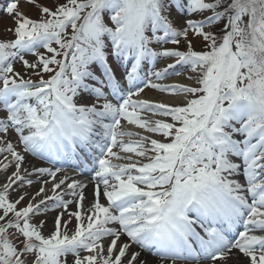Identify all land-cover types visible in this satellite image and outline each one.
<instances>
[{"label":"snow or ice","instance_id":"obj_1","mask_svg":"<svg viewBox=\"0 0 264 264\" xmlns=\"http://www.w3.org/2000/svg\"><path fill=\"white\" fill-rule=\"evenodd\" d=\"M26 3H0V264H264V0Z\"/></svg>","mask_w":264,"mask_h":264},{"label":"rangeland","instance_id":"obj_2","mask_svg":"<svg viewBox=\"0 0 264 264\" xmlns=\"http://www.w3.org/2000/svg\"><path fill=\"white\" fill-rule=\"evenodd\" d=\"M39 2L51 4L53 2V0H39ZM0 3H3V0H0ZM20 6H21V10L24 11L25 13L30 14V15H34V12H33L32 8H31V6L26 3V0H21V5ZM12 27H14L12 17L6 15L3 12H0V39H10V38H12V33L6 30L7 28H12ZM164 46L165 47H170L171 45H164ZM153 47H157L158 48L159 46L153 45ZM181 47H183V45H181ZM199 47H200V44L197 43V48L199 49ZM41 51H43V49H41ZM26 58L29 59L30 61H33L35 59L30 54L27 55ZM171 62L172 61L168 60V59H158L156 61L155 67H156V69H160V68L165 67L168 63H171ZM14 66L17 68V70L20 69L19 62H17ZM116 70H117V75L118 76H119L120 72L123 71L122 68H119V69H116ZM176 71L180 72L181 74L180 75L170 74L167 77H165L164 79H162L160 81H155L154 80V82H160V83H166V84H169L170 82H173V81H175L176 83H184V84L193 83L192 81H189V80L186 79V76L189 74L187 68H177ZM29 75H30V73H29ZM45 78H47V75H45ZM33 79H36V77H33ZM165 94H168V93L160 92L158 90H153V89L149 88V89H146L145 92L142 94V98H150V99H153V100H161V99H158V98L156 99L157 95L163 96ZM172 96H174V95H172ZM5 115H6V112L2 108H0V118L4 117ZM155 118H161V117H154V119ZM132 130L136 131L138 129L133 128ZM144 134L145 135H152L150 133H144ZM11 138L13 139V141H15V139H16L14 134L12 135ZM154 138L159 139L160 137L159 136H155ZM125 139H127V138H125ZM33 159L34 160L37 159V161L39 160L38 158H35V157H32V156H29L27 158L28 162L34 165L37 161L35 162ZM119 162L120 163H124L126 161H119ZM49 166H51V164ZM11 171H12V169L9 168L8 172H11ZM7 174L8 173H0V183H3L4 177ZM29 178L31 179V177H29ZM86 179L89 180L90 178L89 179L87 177L86 178H80V180H86ZM46 187L48 189H51L49 185H47ZM22 191L23 192L34 193L36 190L32 186L25 185L23 188H18L16 191H13L11 193L12 198L15 199L16 196ZM49 214L50 213H47L46 216H39V217H37V219H46V217L49 216ZM52 225H53V221H50L47 225H45V227L43 229L45 234H47L49 232V230L52 228Z\"/></svg>","mask_w":264,"mask_h":264},{"label":"bare ground","instance_id":"obj_3","mask_svg":"<svg viewBox=\"0 0 264 264\" xmlns=\"http://www.w3.org/2000/svg\"><path fill=\"white\" fill-rule=\"evenodd\" d=\"M175 81H173V82H170V83H174ZM169 83V84H170ZM176 83V82H175ZM166 95V96H165ZM165 95H163V96H159V95H157V97H156V99L158 98V99H161V100H163V101H166V102H171V103H176V102H179V101H181L183 98V96L182 95H174V96H172L171 94H165ZM34 160V159H33ZM35 162L37 161V159L36 160H34ZM34 165H36V166H49L50 164L49 163H47V162H45V161H43V160H38ZM57 166H60V164H58ZM73 177V176H72ZM74 178V177H73ZM31 179H33V180H35L36 178H35V176H32L31 177ZM78 180H80L79 178H77ZM80 181H82V182H85V183H88V187L85 189V194H86V196L88 197V199L89 200H91V191H92V184L88 181V180H80ZM49 186H50V188H51V185L49 184ZM32 187H34V189L35 190H37L38 189V187H39V185L38 184H33L32 185ZM48 195H51V192H48L47 193ZM70 197L69 196H65V199H69ZM70 208L72 209V210H75V205H70ZM48 213H50L49 214V216H47L46 217V221H47V223L45 224V225H47L50 221H53L54 220V218H55V214H56V212L55 211H50V212H48ZM66 218V217H65ZM70 227H71V225H70ZM133 250H135V248L133 249ZM178 264H183V263H178Z\"/></svg>","mask_w":264,"mask_h":264}]
</instances>
